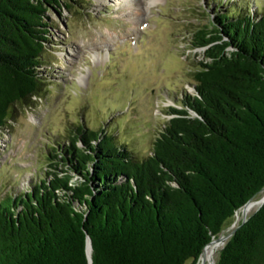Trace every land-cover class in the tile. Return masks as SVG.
I'll return each mask as SVG.
<instances>
[{
    "label": "trees",
    "instance_id": "1",
    "mask_svg": "<svg viewBox=\"0 0 264 264\" xmlns=\"http://www.w3.org/2000/svg\"><path fill=\"white\" fill-rule=\"evenodd\" d=\"M77 4L0 0V131L16 106L44 94L48 10L72 15ZM216 14L192 33L204 58L192 73L194 93L169 107L150 154L137 156L110 130L77 126L67 146L47 155L50 170L69 166L76 181L46 171L0 199V264H89L88 237L92 264H197L264 189V10ZM216 264H264V203L238 224Z\"/></svg>",
    "mask_w": 264,
    "mask_h": 264
},
{
    "label": "rangeland",
    "instance_id": "2",
    "mask_svg": "<svg viewBox=\"0 0 264 264\" xmlns=\"http://www.w3.org/2000/svg\"><path fill=\"white\" fill-rule=\"evenodd\" d=\"M76 1L77 15L63 7L48 10L52 30L39 68L44 94L16 106L0 131V199L27 191L46 171L63 169L76 181L69 166L50 170L47 155L58 144L67 146L77 126L110 130L137 156L150 154L169 107L180 108L185 94L194 93L192 73L204 58L203 50L192 48V33L216 13L241 8L256 16L264 10V0ZM258 209L248 215L238 210L240 221L234 225L236 214L229 218L218 237Z\"/></svg>",
    "mask_w": 264,
    "mask_h": 264
},
{
    "label": "bare ground",
    "instance_id": "3",
    "mask_svg": "<svg viewBox=\"0 0 264 264\" xmlns=\"http://www.w3.org/2000/svg\"><path fill=\"white\" fill-rule=\"evenodd\" d=\"M264 203V192L262 193V195L260 196L259 199H252L249 203H247L244 207L241 208V212L244 213L245 215L250 214L253 210L259 208L262 204ZM236 222L234 223V225H236L239 221V213H236ZM234 229V228H233ZM222 246V243L219 242L216 238L210 243L208 244L202 255L200 258V262L204 264L206 263H212L215 264L214 262V257L216 255V253L218 251H220L219 249H221L220 247ZM89 248V247H88Z\"/></svg>",
    "mask_w": 264,
    "mask_h": 264
},
{
    "label": "water",
    "instance_id": "4",
    "mask_svg": "<svg viewBox=\"0 0 264 264\" xmlns=\"http://www.w3.org/2000/svg\"><path fill=\"white\" fill-rule=\"evenodd\" d=\"M263 190H264V189H263ZM263 190H262V191H263ZM251 200H252V199H251ZM251 200H249L247 203H249ZM247 203H246V204H247ZM246 204H245V205H246ZM245 205H244V206H245ZM244 206H243V207H244ZM261 206H262V205H261ZM261 206H260V207H261ZM260 207H259V208H260ZM247 219H248V218H244L243 221H242V223L246 222ZM234 231H235V229H234L230 234H228V235H226V236H219V237L216 238V239H217L219 242L224 243L226 240H228V239L232 236V234L234 233ZM214 239H215V238H213L208 244H210ZM208 244H207V245H208ZM207 245H206V246H207ZM206 246H205V247H206ZM88 247H89V248H88ZM205 247H204V249H205ZM204 249H203V251H204ZM203 251L201 252V255H202ZM91 253H92V246H91L90 238L88 237V238H87V257H88L89 264H92ZM201 255H200V257H201ZM202 264H204V262H203Z\"/></svg>",
    "mask_w": 264,
    "mask_h": 264
}]
</instances>
